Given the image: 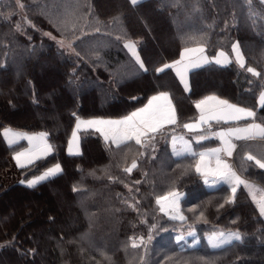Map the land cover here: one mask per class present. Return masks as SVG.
<instances>
[{
	"label": "trees",
	"instance_id": "obj_1",
	"mask_svg": "<svg viewBox=\"0 0 264 264\" xmlns=\"http://www.w3.org/2000/svg\"><path fill=\"white\" fill-rule=\"evenodd\" d=\"M47 33L70 41L72 51ZM129 42L136 45L147 72L139 70L124 47ZM236 42L244 68L232 57ZM201 45L210 61L222 51L231 63L213 61L192 69L187 92L173 70L155 72L179 59L182 49ZM247 67L261 76L248 73ZM158 91H168L176 106L180 121L175 133H183L182 124L197 116L194 102L207 95L249 106L264 125V108L258 103L264 91V4L0 0V126L29 135L45 132L54 146L45 159L18 167L19 181L4 185L0 175V264H264V227L241 233L243 243L224 249L207 245L205 235L219 229L222 214L237 216L236 203L219 208L228 189L205 187L195 172L197 157L174 158L171 135L157 138L154 160L150 147L130 141L117 148L94 129L79 131L80 155L67 151L77 118H120ZM28 147L27 140H20L8 150ZM240 147L234 157L239 172L264 185V169L239 158ZM133 160L138 167L125 173ZM55 164L62 173L35 188L21 184ZM173 190L186 194V221L157 211L156 198ZM201 211L204 219L197 220ZM193 228L199 245L181 248L178 232Z\"/></svg>",
	"mask_w": 264,
	"mask_h": 264
},
{
	"label": "snow or ice",
	"instance_id": "obj_2",
	"mask_svg": "<svg viewBox=\"0 0 264 264\" xmlns=\"http://www.w3.org/2000/svg\"><path fill=\"white\" fill-rule=\"evenodd\" d=\"M143 0H130V3L135 6L138 3H142ZM251 3V0H248ZM261 4H264V0H260ZM23 7V5H20ZM19 28V25H17ZM51 35V34H46ZM55 39V37H52ZM63 45V42H60ZM71 47V45H69ZM124 47L134 57L136 64L139 66V70L147 72L148 69L141 60L138 49L134 43H126ZM206 51L205 46H197L192 48H184L180 53L179 59L170 63L164 64L162 67L155 69L157 74L164 73L165 70L171 69L175 72L176 77L183 84L185 91H190V84L188 82V74L190 70L199 68L205 64L211 63L209 58L204 55ZM232 51L236 54V62L240 68L245 67V60L242 53L239 50V42H236L232 46ZM79 56V53H77ZM220 57H224L223 60L214 59L215 64L226 66L231 61L227 58L224 52L218 54ZM246 71L251 73L255 77H260L261 73L256 71L253 67H247ZM251 83V81H249ZM133 99H137L133 97ZM258 103L261 108H264V91L260 93ZM194 107L197 110L198 115L191 121L182 124L183 129L193 133H204L205 130L211 133L212 136L217 137L223 147L209 149L196 153L192 150L190 140H185L182 136L177 138L175 133V126L179 124L180 118L174 105L170 93L161 91L151 96L147 103L142 107L137 108L130 114L124 116L119 120H103V119H90L80 120L77 118L74 130L71 134L72 142H75L76 151L73 152L72 148H69L70 155H80L78 144V132L83 128L85 130L94 129L99 132L106 142L111 141L117 148L121 145H127L128 142L134 141L136 145L141 148H151V159H156L155 156V142L157 138H167L171 135L172 155L181 157L185 154L197 157L194 165L195 172L204 177V183L212 186L217 181L222 182L230 186L231 196H229L224 203L219 205V208H223L224 204H234L236 199V193L238 188L243 185L245 189L249 190V195L252 201L256 204L261 217H264V195H261L257 199L255 185L250 184L244 180L233 170L232 165L224 158L221 153L226 157H232L233 152L236 150V144L232 142L236 140H249L260 137L264 139V125L258 123H248L243 127H230L227 129H221L220 131H212L213 124H229L239 122L241 120L254 119L256 112L251 108L241 107L235 103H231L227 99H223L217 95L205 96L194 102ZM76 114L73 113V116ZM6 143L9 147L16 145L20 140H27L29 147L23 151L15 152L13 159L16 162L17 167L26 168L34 165L37 161L45 159L49 154L54 151V146L48 142V134L45 132L29 135L19 131H14L11 128H5L2 132ZM210 137L205 134H199L192 139L196 143L207 140ZM180 141V147L177 149V141ZM145 153L141 152L143 156ZM247 161H254L260 168L264 169V159H259L252 154H246L244 157ZM214 161V165H213ZM179 166V165H178ZM138 167L137 161L133 160L129 167L123 169L125 173L131 174L134 169ZM63 169L60 164L47 169L44 173L33 179L27 181H21L28 188H35L38 184L51 179L62 173ZM211 176L214 180L209 182L208 177ZM141 181H135V184H140ZM128 187V185H125ZM76 191V188H73ZM139 191V189H137ZM183 194L176 190L170 191L165 195L158 196L156 198V204L159 205L160 212L164 213L170 220L186 221L187 217L180 212V200ZM139 202L137 201V204ZM135 208V205H130ZM189 211L195 212V209H189ZM51 219V218H50ZM197 220L204 219V212L201 211ZM236 221L234 220L233 223ZM205 223L207 220L205 219ZM153 228L156 225H152ZM191 234V233H190ZM151 231L148 235V240H152ZM178 240L182 237H178ZM209 244L214 249H224L226 246L232 245L234 242L243 243V238L239 230L235 232H212L208 237ZM140 242H144V238L140 237ZM133 247H138L136 243H133Z\"/></svg>",
	"mask_w": 264,
	"mask_h": 264
},
{
	"label": "crops",
	"instance_id": "obj_3",
	"mask_svg": "<svg viewBox=\"0 0 264 264\" xmlns=\"http://www.w3.org/2000/svg\"><path fill=\"white\" fill-rule=\"evenodd\" d=\"M219 53L220 52H217L215 54V56H213V58H212L213 61L216 58H219L221 60L224 59V57H220L218 55ZM204 55L207 56V53H204ZM226 56L231 61L230 56L227 55V54H226ZM232 57H233L235 63L239 66V64L236 62V54L233 51H232ZM209 60H211V59L209 58ZM187 79H188V82H189V74H188ZM159 92H161V91H158L155 94H157ZM166 92H168V91H166ZM155 94L153 93L152 95H150L147 98V100L151 96H153ZM207 96H209V95H207ZM199 99H202V97L199 98ZM199 99H197V100H199ZM147 100L141 106H139L137 108H140L144 104H146ZM238 106H241V105H238ZM241 107H246V106H241ZM137 108H135L134 110H136ZM246 108H249V106L246 107ZM134 110H132V111H134ZM130 113H128V114H130ZM197 115H198V113H197ZM123 117L124 116H122L120 118H97V117H95V118H90V119L119 120V119H122ZM253 122L261 124L258 121H256L255 119L241 120L239 122H234V123H229V124H220V125H216L214 123L212 131H214V132L215 131H220L221 129H227V128H230V127H243L246 124L253 123ZM174 134L176 135L177 138L182 136L185 140H190L191 141V145H192V150L194 152H196V153H199V152H202V151H207L209 149H215V148L223 147L221 141L217 137L212 136L211 133L207 132V130H205L204 133H193V132H189L188 130L184 129L183 133L182 132H176ZM199 134L208 135L210 138L207 139V140L201 141L200 143H196V141L194 139H192V138L194 136H196V135H199ZM70 137H71V135H70ZM210 140H212L213 143H208V141H210ZM78 141H79V132H78ZM69 142H70V138H69L68 146H67V151L68 152H69V150H68L69 149L68 148L69 147ZM232 142L234 144H236V146H237L236 150L233 152L232 157H226V156L223 155V153H221V156H222V158L226 159L232 165L233 170H235L237 172V174L239 176H241L242 179L248 181L252 185H255L256 189H259V191L256 192L257 199H259L261 195H264V185H262L259 181L246 176L242 172H239V170H238V168H237V166L235 164V159L236 158H234V157H235V153H236L237 149L241 146L240 149H239L240 150L239 158H242L241 157V155H242L243 159H245L244 157H245L246 154H252V155L256 156L259 159H264V139H262L260 137H257L255 139H249V140H236V139H233ZM179 147H180V141L178 139V141H177V149H179ZM169 148H170V152H171V155H172L171 136L169 137ZM75 151H76V147H75V149L73 148V152H75ZM186 155H188V154H185V155H183L181 157L184 158V156H186ZM172 156L174 158H176V159L181 158V157H176L174 155H172ZM197 159H198V156H197ZM213 165H214V161H213ZM202 179H203V182H204V177H202ZM208 180H209V182L211 184V182L214 180V178L209 176ZM204 185H205V187L207 189H210V190H214V189H216L218 187H224V188L228 189L229 196H231L230 186L227 185V184H224L222 182L217 181L212 186L206 185L205 183H204ZM182 197H181V200H182ZM235 203H236L235 212L237 213V216H234V217L230 216L229 217L228 213L222 214L219 217L218 221H217V224L220 227V229L218 231H215V232L223 231V232L227 233V232H235V231L239 230V232L242 233V232H250V231L254 230L256 227H264V217L260 216L259 211H258V209L256 207V204L252 201V198L249 195V190L245 189L243 185H241L238 188V190H237ZM234 220L236 221L235 223H233ZM211 234L212 233H209V234L205 235V239H204L206 241L207 245L210 248H212V247L209 244L208 237ZM178 237H182V239H180L178 241L184 242L185 244H187V247H196L200 243L198 237L196 236V232L193 231V230H191L189 233H186V234H178ZM181 246H182L181 248H183V245H181ZM212 249H214V248H212Z\"/></svg>",
	"mask_w": 264,
	"mask_h": 264
},
{
	"label": "rangeland",
	"instance_id": "obj_4",
	"mask_svg": "<svg viewBox=\"0 0 264 264\" xmlns=\"http://www.w3.org/2000/svg\"><path fill=\"white\" fill-rule=\"evenodd\" d=\"M47 34H50V33H47ZM49 36V35H48ZM50 38H52V37H54L52 34L49 36ZM57 43H58V45L60 46V47H63V48H65V49H67L68 51H72V45H71V42L70 41H67V40H65V39H61V38H56L55 37V39H54ZM63 42V45L60 43V42ZM233 44H235V43H233ZM69 45H71V47H69ZM95 118V117H94ZM80 120H89L90 118H79ZM3 130H4V128L2 127V126H0V175H1V177H2V181H3V183H4V185H8V184H11V183H13V182H15V181H19L20 180V176H19V172H18V167H17V165H16V162H15V160L13 159V156H14V153H12V152H10L9 150H8V144L6 143V140H5V138H4V136L2 135V132H3ZM184 130V129H183ZM70 141H72V137H70ZM78 144H79V141H78ZM72 148V151H73V148L75 149V142H72L71 144H70V142H69V147L68 148ZM69 150V149H68ZM56 165V164H55ZM55 165H52L51 167H53V166H55ZM51 167H49V168H51ZM49 168H47V169H49ZM46 169V170H47ZM45 170V171H46ZM45 171H43L42 173H44ZM41 173V174H42ZM40 174V175H41ZM39 176V175H38ZM38 176H35V177H38ZM35 177H32V178H30V179H33V178H35ZM202 177V176H201ZM22 181V180H21ZM179 193H181V194H183L182 196V199L185 197V192L184 191H180ZM167 194V193H166ZM163 195H165V194H163ZM160 196H162V195H160ZM181 202H180V212L183 214V215H185L184 213H183V211H182V200H180ZM159 205H157V211H159V213H161V214H164V213H162V212H160V210H159ZM165 215V214H164ZM166 216V215H165ZM167 218H168V216H166ZM169 219V218H168ZM176 221H179V220H176ZM218 221V220H217ZM180 222V221H179ZM217 226H218V224H217ZM219 229H220V227H219ZM218 229V230H219ZM191 230H193V231H195L196 232V230L193 228V229H189V230H186V231H182V230H180L179 232H178V234H186V233H189ZM217 230V231H218ZM212 232H214V231H212ZM212 232H210V233H212ZM251 232V231H250ZM243 233V232H242ZM178 234H177V236H176V239L178 238ZM209 234V233H208ZM207 235V234H206ZM196 236H197V232H196ZM176 241H178V239L176 240ZM178 243H179V246L180 247H182L181 245H183V248L184 247H187V244H185L184 242H181V241H178Z\"/></svg>",
	"mask_w": 264,
	"mask_h": 264
}]
</instances>
